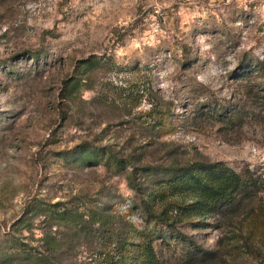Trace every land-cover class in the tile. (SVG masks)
Returning <instances> with one entry per match:
<instances>
[{
    "label": "rangeland",
    "instance_id": "rangeland-1",
    "mask_svg": "<svg viewBox=\"0 0 264 264\" xmlns=\"http://www.w3.org/2000/svg\"><path fill=\"white\" fill-rule=\"evenodd\" d=\"M197 162L250 187L202 209ZM56 202L125 264H264V0H0V264H122Z\"/></svg>",
    "mask_w": 264,
    "mask_h": 264
},
{
    "label": "trees",
    "instance_id": "trees-1",
    "mask_svg": "<svg viewBox=\"0 0 264 264\" xmlns=\"http://www.w3.org/2000/svg\"><path fill=\"white\" fill-rule=\"evenodd\" d=\"M84 151H87V149H84ZM114 159L115 162H117L118 166L125 169L126 161L123 157H118L116 155ZM196 165L198 166L196 170H204V173L202 174V176L196 175L192 177L193 180L192 183L189 184V186L199 195V204L202 209H207L209 206L223 209L227 206L234 205V203L238 199L240 192H242L243 189H247L250 187L247 185V182L244 181L240 174L229 167H220L216 164H204L201 162H197ZM186 177L187 176H185L184 174H180L178 177L170 181L171 186L173 188L177 187V184L172 183L175 182V180L182 181V183H188V180L190 179H187ZM129 179L130 182H132V178L130 177ZM158 184L160 183L158 182ZM161 198L163 197L161 196ZM50 207L51 208L48 210L50 220L55 222L61 221L67 223L68 225H78L80 226L79 230H81L82 232L85 230L86 236L91 235L96 238V235L99 233L101 238L106 239L108 242L107 245H109L110 249L113 248V250H103L100 256H104L106 259L110 255L109 251H114L119 255V260H117V262H121L122 264H125V260L131 257L132 250L129 251V255L128 251H126V236H118V234L115 232L114 227L105 229L107 222L106 212L103 213L98 210L91 209L88 210L89 213H86L78 208L74 209L60 202L50 204ZM112 215L113 214H108L109 217H112ZM42 240H45V242L49 244L47 245L49 249H53L56 242L55 237H52L51 234L47 233L43 236ZM92 246V244L89 245V247ZM134 247V264H159L156 251L151 240H143L134 243ZM38 255L39 256L36 257L38 258V260L44 259L45 257V255L41 252H39Z\"/></svg>",
    "mask_w": 264,
    "mask_h": 264
},
{
    "label": "built area",
    "instance_id": "built-area-1",
    "mask_svg": "<svg viewBox=\"0 0 264 264\" xmlns=\"http://www.w3.org/2000/svg\"><path fill=\"white\" fill-rule=\"evenodd\" d=\"M155 11H156V13H158V14L160 13V12H159L160 10H159L157 7H156V10H155Z\"/></svg>",
    "mask_w": 264,
    "mask_h": 264
}]
</instances>
